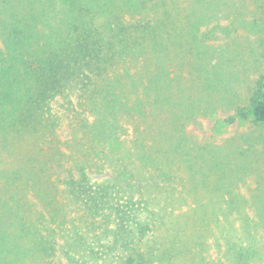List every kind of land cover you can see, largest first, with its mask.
Wrapping results in <instances>:
<instances>
[{
	"label": "trees",
	"instance_id": "16d2710c",
	"mask_svg": "<svg viewBox=\"0 0 264 264\" xmlns=\"http://www.w3.org/2000/svg\"><path fill=\"white\" fill-rule=\"evenodd\" d=\"M203 1L0 0L1 178L22 180L53 220L75 208L87 224L107 209L117 241L142 240L151 226L131 209L148 210L152 193L173 184L183 154L174 111L186 91H170V74ZM58 97L81 108L83 133L65 142L69 152L55 138L37 146L57 124ZM249 114L264 125V81Z\"/></svg>",
	"mask_w": 264,
	"mask_h": 264
},
{
	"label": "rangeland",
	"instance_id": "374dc122",
	"mask_svg": "<svg viewBox=\"0 0 264 264\" xmlns=\"http://www.w3.org/2000/svg\"><path fill=\"white\" fill-rule=\"evenodd\" d=\"M193 12L170 74V91H186L174 111L183 154L173 184L152 193L148 210L131 209L148 234L123 245L107 209L87 224L75 208L53 220L22 180L0 174V264H264V125L249 114L264 81V0H204ZM50 112L57 124L37 146L55 138L69 152L81 108L58 97Z\"/></svg>",
	"mask_w": 264,
	"mask_h": 264
}]
</instances>
